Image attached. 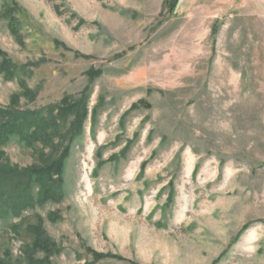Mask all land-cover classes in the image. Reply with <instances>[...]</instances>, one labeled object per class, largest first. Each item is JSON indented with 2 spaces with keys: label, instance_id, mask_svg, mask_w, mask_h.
Segmentation results:
<instances>
[{
  "label": "rangeland",
  "instance_id": "rangeland-1",
  "mask_svg": "<svg viewBox=\"0 0 264 264\" xmlns=\"http://www.w3.org/2000/svg\"><path fill=\"white\" fill-rule=\"evenodd\" d=\"M169 1L0 0V263L264 264V0Z\"/></svg>",
  "mask_w": 264,
  "mask_h": 264
},
{
  "label": "trees",
  "instance_id": "trees-1",
  "mask_svg": "<svg viewBox=\"0 0 264 264\" xmlns=\"http://www.w3.org/2000/svg\"><path fill=\"white\" fill-rule=\"evenodd\" d=\"M178 0L169 1V13H172L177 6ZM4 63V62H3ZM0 71H4L2 67ZM26 116H17V114L0 112V147L7 141L8 136L13 134L17 135L20 140H25L27 145H32L36 141L47 143V136L41 135L38 128V124L34 130L29 134L23 132L26 127ZM22 121V124L19 123ZM47 140V141H45ZM1 151V149H0ZM1 155V152H0ZM56 158L48 163L45 167L35 168L31 170H20L10 166L8 161L0 159V215L4 217L8 213H12L14 216H18L19 211L28 208L33 203V198L30 196L31 186L35 183L40 185V190L37 194V199L48 198L49 188L46 187V176L49 171L59 172L62 167V158ZM24 220L12 224L10 229L15 233L22 231ZM37 237V238H36ZM40 236H35L34 242L36 245L41 244ZM3 264V263H0Z\"/></svg>",
  "mask_w": 264,
  "mask_h": 264
}]
</instances>
